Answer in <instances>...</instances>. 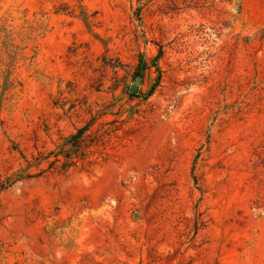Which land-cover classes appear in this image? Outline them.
Instances as JSON below:
<instances>
[{
	"label": "rangeland",
	"instance_id": "rangeland-1",
	"mask_svg": "<svg viewBox=\"0 0 264 264\" xmlns=\"http://www.w3.org/2000/svg\"><path fill=\"white\" fill-rule=\"evenodd\" d=\"M0 264H264V0H0Z\"/></svg>",
	"mask_w": 264,
	"mask_h": 264
},
{
	"label": "trees",
	"instance_id": "trees-1",
	"mask_svg": "<svg viewBox=\"0 0 264 264\" xmlns=\"http://www.w3.org/2000/svg\"><path fill=\"white\" fill-rule=\"evenodd\" d=\"M159 53H160V52H159ZM158 55H159V54H158ZM158 55H156L155 58H154L153 61H152V63H153L152 66L155 67V69H156L157 72H158V68H157L156 65H155V60H156V58L158 57ZM146 69H147V66H146L145 62L143 61V58H142L141 56H139L138 61H137V64H136V68H135V77H137V78H142L143 72H144ZM158 79H159V75H157V77H156V81H155V83L150 87V89H149L147 95H150V94L153 92L155 86L157 85V81H158ZM80 134H81V130H78L77 133H76L74 136H72L73 139H75V140L78 139V138L80 137Z\"/></svg>",
	"mask_w": 264,
	"mask_h": 264
},
{
	"label": "water",
	"instance_id": "water-1",
	"mask_svg": "<svg viewBox=\"0 0 264 264\" xmlns=\"http://www.w3.org/2000/svg\"><path fill=\"white\" fill-rule=\"evenodd\" d=\"M136 84H137V81H135V85L132 86L131 89H130L132 92H136V91H137V86H136Z\"/></svg>",
	"mask_w": 264,
	"mask_h": 264
}]
</instances>
